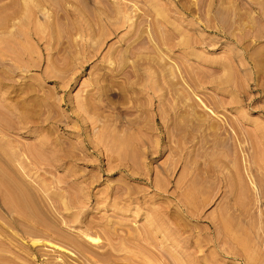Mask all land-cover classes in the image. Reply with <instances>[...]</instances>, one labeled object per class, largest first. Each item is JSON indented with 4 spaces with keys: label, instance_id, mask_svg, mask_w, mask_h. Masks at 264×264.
Listing matches in <instances>:
<instances>
[{
    "label": "rangeland",
    "instance_id": "1",
    "mask_svg": "<svg viewBox=\"0 0 264 264\" xmlns=\"http://www.w3.org/2000/svg\"><path fill=\"white\" fill-rule=\"evenodd\" d=\"M0 92V264H264V0H0Z\"/></svg>",
    "mask_w": 264,
    "mask_h": 264
},
{
    "label": "bare ground",
    "instance_id": "2",
    "mask_svg": "<svg viewBox=\"0 0 264 264\" xmlns=\"http://www.w3.org/2000/svg\"><path fill=\"white\" fill-rule=\"evenodd\" d=\"M27 2V1H26ZM26 4V3H25ZM26 7V6H25ZM23 10V12L22 13H24V14H26L25 12V9H22ZM21 10V11H22ZM26 10H27V7H26ZM28 12V14H29V11H27ZM42 16V15H41ZM43 17V16H42ZM44 24V23H43ZM40 27H41V25H39ZM45 25H43V27H44ZM47 26V25H46ZM45 26V27H46ZM42 28V27H41ZM41 28H38V29H41ZM43 32H44V30H42ZM40 32V31H39ZM42 32V33H43ZM41 33V32H40ZM21 87V86H20ZM3 89V88H2ZM26 90L28 89V87L27 88H25ZM9 90H10V88H9ZM18 90V89H17ZM24 90V89H23ZM30 89H28V91H29ZM19 91V90H18ZM28 91H26L27 93H28ZM35 91V90H34ZM12 92V91H11ZM21 92V91H20ZM24 93H25V90L23 91ZM33 92V91H32ZM0 93H2V92H0ZM16 93V92H15ZM19 93L17 92V98H18V95ZM32 94V93H31ZM4 95V94H3ZM22 95H25V94H22V93H20V96H22ZM28 95H29V93H28ZM9 96V95H8ZM33 96V95H32ZM2 97H4V96H2ZM39 98H40V96H38ZM42 98V97H41ZM2 99V98H1ZM4 99V98H3ZM13 99H15V98H13ZM5 100V99H4ZM7 100H11L10 102L9 101H7ZM17 100V99H16ZM3 101V100H2ZM7 101V103L9 102V105L11 106V105H13V103H12V97H11V99H8V98H6V100H5V102ZM15 101V100H14ZM23 101V100H22ZM25 101H27V100H25ZM3 104H4V102H2ZM2 103H1V108H2ZM27 103H30V101L29 102H27ZM16 104H17V101H16ZM19 104V103H18ZM22 104V103H21ZM26 105V104H25ZM28 105V104H27ZM33 105V104H32ZM6 106H7V104H6ZM22 106V105H21ZM24 106V105H23ZM22 106V107H23ZM34 106V105H33ZM37 106V105H36ZM42 106H43V104H42ZM13 107V106H12ZM27 107H29V106H27ZM38 108H40L41 107V105H40V107L39 106H37ZM4 108V107H3ZM1 109V110H7V107H6V109ZM19 108H20V104H19ZM19 108H18V110H19ZM42 108V107H41ZM9 110H11V109H9L8 108V111ZM22 110H24V109H22ZM3 111H1V116H0V118H3V120H1L0 119V122H4L5 121V123H11V122H13L14 120H15V123L17 122V121H19L22 125L20 126L21 127V129H24V130H30V128L27 126V125H29L28 123H27V116H21V117H19L20 118V120L19 119H17L15 116H16V114H15V116H14V114H13V112H12V116H14L16 119H17V121H16V119L13 117V119H11V114H9V112L11 113V111H7V113H8V115L5 113V112H3ZM14 111V110H13ZM20 111H21V109H20ZM26 111V110H25ZM39 112H41V114H42V111H39ZM4 113L7 115V118H8V116H10V118H9V120H7V118H5V115H4ZM32 114V113H31ZM4 117H3V116ZM40 115V114H39ZM29 116V115H28ZM4 118H5V120H4ZM39 120H40V118H39ZM43 120V119H42ZM42 120H40V121H42ZM6 121H11V122H6ZM30 121H32L31 119H30ZM29 121V122H30ZM33 121H34V119H33ZM19 123V124H20ZM18 124V123H17ZM18 124V125H19ZM30 124H31V122H30ZM33 124H34V122H33ZM39 124H41V123H38V126H37V128L39 129V130H41L42 129V125H39ZM1 125V127H2V124H0ZM3 126H4V123H3ZM16 126V125H15ZM5 127V126H4ZM7 127V126H6ZM12 127H14V126H12ZM9 128V127H8ZM8 128H6V130L8 129ZM14 128H17V127H14ZM9 130V129H8ZM19 148H21V147H19ZM18 148V150L20 151V152H17L18 150H16V151H14L15 153H21V149H19ZM14 149V148H13ZM15 149H17V148H15ZM0 151H2L1 149H0ZM23 151V150H22ZM23 153H24V151H23ZM0 155H1V153H0ZM20 155H24V154H20ZM20 155H18L19 157H20ZM2 156V155H1ZM59 156H65V155H59ZM24 157H25V155H24ZM1 158V157H0ZM29 158V157H28ZM1 159H5V158H1ZM61 159V158H60ZM62 159H64L63 157H62ZM2 160V161H3ZM6 160V159H5ZM4 160V162H5V164H6V166H7V163H6V161ZM20 160V159H19ZM26 161H23V163H20V165H22V164H27V166H26V168L30 165H28V163H25ZM10 165H9V163H8V167H9ZM11 167V166H10ZM20 167V166H19ZM22 168V167H21ZM21 168H19V169H21ZM31 168H34V167H31ZM17 169V168H16ZM24 169H25V167H24ZM24 169H22V170H24ZM11 170H12V172H13V169H12V167H11ZM25 170H28V168L27 169H25ZM24 170V171H25ZM26 172H29V171H26ZM25 172V173H26ZM28 174V173H27ZM1 176V175H0ZM17 176H18V174H17ZM16 176V177H17ZM19 177V176H18ZM1 178H2V176H1ZM2 179H4L3 181H2V183L4 182L5 183V181H8L7 179H5L4 177L2 178ZM19 179H21V178H19ZM36 179V178H35ZM0 181V182H1ZM20 181V180H19ZM22 181V180H21ZM42 182H45V180L43 179V180H41ZM22 182H24V181H22ZM38 182H40L39 180H38ZM38 182H36L37 184H42V182H40V183H38ZM8 183V185H6ZM5 185L7 186L6 188V192H4V193H7L6 195L8 196V198H9V202H12V204L15 206V208H18V210L16 211H14V212H16L17 214H18V212H20L19 214H20V216L22 217V220L20 221V219L19 220H17V218L15 219V221L17 222V221H19L20 223H22L21 224V226L23 227L24 226V228H23V230L25 231V227L27 226V227H31V225H29V224H32L33 223V219H32V217H31V215H29L28 213H27V209H26V204H25V202H26V200H27V198H26V196L24 195L23 196V194L21 195H19L18 193H16L15 191H17V190H14V188H12V190H14V192H12L11 191V187H10V183L9 182H7ZM19 184V183H18ZM23 184V183H22ZM21 184V185H22ZM24 184H26L25 182H24ZM48 184V183H47ZM1 185V184H0ZM5 185H3L4 187H5ZM45 185H46V183H45ZM45 185L43 184V185H41L42 186V192H43V194H44V189L45 188H47V187H45ZM49 185V184H48ZM47 185V186H48ZM12 186V185H11ZM14 186V185H13ZM20 186V185H19ZM23 186V185H22ZM21 186V187H22ZM27 186V185H26ZM41 186L39 185V188L37 189L36 187H35V189H36V191H38L39 189H41ZM50 187V186H49ZM48 187V188H49ZM2 186L0 187V192L2 191ZM16 188V187H15ZM26 188V187H25ZM28 189L30 188V187H27ZM26 188V189H27ZM34 189V190H35ZM24 190V189H23ZM33 189H29V191H31L32 192V194L33 193H35V194H37L36 193V191H32ZM48 190H50V189H47L46 191H47V193L49 192ZM70 190V189H69ZM69 190H67V193H69L70 194V192H69ZM46 191H45V195H43V196H45V197H48L49 195L48 194H46ZM19 192V191H18ZM60 193H62V191H59ZM20 193V192H19ZM38 193H40V192H38ZM51 193V196L53 195L52 193H54V191L52 192H50ZM56 193V192H55ZM60 193H57V194H60ZM64 193V192H63ZM29 194V193H28ZM30 195L31 197L33 196V201L35 202V199H36V197H34V196H36L35 194L34 195ZM65 194V193H64ZM63 194V195H64ZM68 194V195H69ZM114 194H115V192H114ZM114 194H112V195H114ZM5 195V196H6ZM42 195V193L40 194V195H38L37 197H39V196H41ZM48 195V196H47ZM60 195H62V194H60ZM66 195V194H65ZM64 195V196H65ZM67 195V196H68ZM22 196V197H21ZM43 196H41L42 198H45V197H43ZM54 196H56V195H54ZM64 197V198H67V200H65L64 199V202L65 203H70L69 202V199H68V197ZM115 196H116V194H115ZM0 197H2V196H0ZM57 197H58V195H57ZM118 197V196H117ZM117 197H114V198H117ZM4 198V197H3ZM2 198V199H3ZM48 198H50V196L48 197ZM52 198V200H53V198L54 197H51ZM59 198V197H58ZM61 198H63V197H61ZM1 199V200H2ZM32 199V198H31ZM30 199V200H31ZM46 199V198H45ZM56 199V198H55ZM71 199V198H70ZM6 200H7V198H6ZM44 199H42V201H43ZM52 200H50V204L51 203H53V201ZM58 200V199H57ZM57 200H55V201H57ZM59 200H61V199H59ZM58 200V201H59ZM47 201H48V199H47ZM52 201V202H51ZM67 201V202H66ZM115 201H116V199H114V203H115ZM118 201V200H117ZM4 202H5V199H4ZM3 202V203H4ZM121 202V201H120ZM2 203V202H1ZM36 203H38V201H36ZM60 203H61V201H60ZM65 203H61V205H63L64 204V206H63V208L65 207ZM67 203V204H68ZM119 203V202H118ZM6 204V203H5ZM54 204V203H53ZM66 204V205H67ZM120 204V203H119ZM126 204V203H125ZM124 204V205H125ZM3 205V204H2ZM57 205V204H56ZM55 205V206H56ZM61 205L59 204V206H60V208H61ZM114 205V204H113ZM122 205V204H121ZM123 205V206H124ZM8 205H6V207H7ZM59 206L57 207L56 206V208H58L59 209ZM68 206V205H67ZM115 206H116V204H115ZM128 206V205H127ZM4 207V206H3ZM9 207V206H8ZM7 207V208H8ZM70 207V206H69ZM125 207V206H124ZM134 208H136V206H133ZM6 208V209H7ZM12 208H14V207H11V209ZM32 208H34V206L32 207ZM67 208V207H66ZM65 208V209H66ZM116 208H120V207H116ZM115 208V209H116ZM139 208V207H138ZM164 208V211L162 212L163 214H162V217H163V219H164V216H166V215H170L169 213L171 212V208H170V206H166V208L165 207H163ZM9 209V208H8ZM7 209V210H8ZM11 209L8 211V213L6 212V214H7V218H5V216L3 215V216H1L0 215V217H1V219L3 220L4 218L8 221L9 220V222L11 221V216H10V214H9V212L11 211ZM57 209V210H58ZM69 209V208H68ZM120 209H123V208H120ZM124 210H126V208L124 209ZM12 214H14L15 216L17 215V214H15V213H13V209H12ZM10 212V213H11ZM73 212V214H75L74 213V211H72ZM135 212H138V211H135ZM77 213V212H76ZM79 213V212H78ZM19 214H18V218L20 217L19 216ZM14 215L12 216V217H14ZM63 215V214H62ZM66 215V214H65ZM33 216V215H32ZM70 216H72V218L74 217V215H70ZM80 216V215H79ZM4 217V218H3ZM17 217V216H16ZM34 217V216H33ZM103 217V216H102ZM170 217H171V215H170ZM79 217L77 216V215H75V217L73 218V220L75 219V221H76V219H78ZM100 218V217H99ZM166 218V217H165ZM167 218H169V217H167ZM4 219V220H5ZM13 220V219H12ZM14 221V220H13ZM89 221V220H88ZM101 221V220H100ZM4 222H6V221H4ZM18 222V223H19ZM78 222V221H77ZM95 220L93 221V219H92V221L90 222V225L89 226H87V227H85V231L83 230L82 231V233H79V234H77V235H75L73 238L72 237H70V236H65L64 234L62 235V234H60V233H58V231L57 230H55V229H53V226H51V227H49V226H47L46 224L43 226V222H41V225H36L35 223H39V222H35L34 223V225H32L33 226V229H34V227L36 228L35 230H39V231H41V232H44L46 235H50V236H52V235H55V236H60V237H62V238H64V239H66L67 241H68V243L69 244H71V245H73V247H75V249L76 250H74V254L76 255V253L79 255V254H81V258H82V264H104V263H106L107 262V260L108 259H106V257H108L109 256V254H111V252L109 251V250H107V251H104V252H98V251H96V253H94V251H92L91 249L93 248H91L90 247V245H91V243H95L96 241H97V239L95 238V237H93L92 235H90L89 234V230L90 229H92V227H94L96 224H97V222H95ZM8 223V222H7ZM26 223H29V224H26ZM9 224V223H8ZM11 224V223H10ZM17 224V223H16ZM154 224H156V223H154ZM1 225V224H0ZM26 225V226H25ZM49 225V224H48ZM93 225V226H92ZM2 226V225H1ZM1 226H0V228H1ZM105 226V225H104ZM213 226V225H212ZM3 227V226H2ZM29 227V228H30ZM214 227V226H213ZM105 228V227H104ZM215 228V227H214ZM217 228V227H216ZM26 229H28V228H26ZM32 229V228H31ZM28 231V230H27ZM26 231V232H27ZM26 232H24L25 233V235H26ZM28 232H30V231H28ZM31 232H33L34 233V231L32 230ZM216 232H218V228H217V230H216ZM30 234H32V233H28L27 235H29V236H31ZM217 235V234H216ZM34 236V235H33ZM57 238V237H56ZM61 239V238H60ZM35 241V240H34ZM39 241H40V239H37L36 240V242H38L39 243ZM48 242H50V241H48ZM67 243V244H68ZM55 246H57V247H60V248H62V249H65L64 247H62V246H60V245H55ZM77 251V252H76ZM98 252V253H97ZM72 253V252H71ZM111 255H113V254H111ZM110 255V256H111ZM109 256V257H110ZM59 257H56V261H59V259H58ZM106 259V260H105ZM63 260V259H62ZM103 261H106V262H104L103 263ZM114 261V260H113ZM66 263L65 262V260H63L62 261V263ZM68 262V261H67ZM111 263V262H110ZM66 264H70V262H68V263H66Z\"/></svg>",
    "mask_w": 264,
    "mask_h": 264
}]
</instances>
